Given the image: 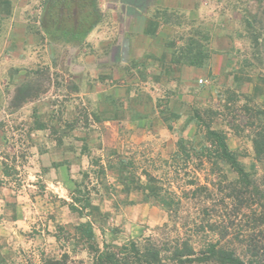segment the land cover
<instances>
[{"label":"rangeland","instance_id":"1","mask_svg":"<svg viewBox=\"0 0 264 264\" xmlns=\"http://www.w3.org/2000/svg\"><path fill=\"white\" fill-rule=\"evenodd\" d=\"M203 2L207 12L196 20L195 15H163L183 35L180 42L169 43L172 58L193 47L206 57L216 55L217 66L224 64L219 56L226 54V73L237 75V82L229 87H222L212 77L203 84L198 82V87L188 89L196 103L188 101L184 109L165 104L171 94L157 87V110L150 125L120 127L116 148H105L101 143V130L95 124L100 120L99 106L79 96L75 78L79 69L73 67L79 63L68 66V47H64L59 61L24 63L5 61L4 47H0V187L5 186L14 192L12 198L20 196V201L33 207L26 213L37 220L26 221L14 236L8 231L0 243V264H45L49 260L94 264L91 245L103 251L107 246L116 250L130 242L162 251L160 264H180L174 259L175 248L189 245L199 257L217 239L215 233H205L200 226L204 208L215 209L214 215L232 217L231 237L248 231L251 212L242 211L237 216L233 213L239 204L236 195L226 199L233 188L228 185L237 180V174L217 159H213L217 166L201 162L199 152L208 146L204 140L207 126L224 132L230 151L264 193V162L255 159L254 132L246 127L247 114L242 110L247 97L252 98V105L264 107V98L253 97L242 89L245 84L264 85V0ZM39 7L34 3L27 10L29 25L39 19L35 13L38 10L40 15ZM48 7L41 18L47 39L75 42L76 36L71 34L75 21L68 20L69 13H64L66 20L57 31L56 3ZM69 12L70 17L77 18V13ZM209 27H213V35L219 32L221 48L227 52L211 49L213 35ZM8 69L13 74L10 81L4 74ZM230 91L239 97L235 102L229 100L234 98ZM22 95L30 96L29 100L24 103ZM195 111L200 121L195 119ZM41 124L45 128L35 130ZM181 138L189 149H195L191 159L178 148ZM98 159L106 174L86 179L95 210L92 218L81 219L69 209L71 193L85 172L96 169L92 164ZM122 166H126L122 175L128 179L126 182L134 178L137 182L130 185L134 188L130 191H126L120 175ZM6 169L10 170L9 176L4 175ZM192 181L207 185L212 198L206 194L192 197L190 193L196 189ZM148 187L158 190L159 196L146 190ZM261 196H256L252 208L258 213L264 204ZM161 200L171 202L173 207L180 202L181 206L176 211L165 207ZM89 220L95 234L92 242H86L77 231L78 225ZM259 231L264 232V226ZM235 247L240 253L244 250L239 244Z\"/></svg>","mask_w":264,"mask_h":264},{"label":"crops","instance_id":"2","mask_svg":"<svg viewBox=\"0 0 264 264\" xmlns=\"http://www.w3.org/2000/svg\"><path fill=\"white\" fill-rule=\"evenodd\" d=\"M34 3L39 4L40 15L35 10L39 19L29 25L27 10ZM52 3L58 11L57 31L66 20L65 12L69 13L68 20L75 21L70 31L76 36L75 42L47 39L41 18ZM204 5L203 0H0V47H4L5 61L18 63L59 61L64 47H68V66L79 63L73 66L79 69L75 75L79 96L99 106L100 120L95 124L101 130V143L105 148H116L120 127L150 125L157 110V87L171 94L165 104L184 109L188 101L196 103L188 89L198 87L200 80L208 82L212 77L222 87L237 82V75L226 73V54L219 56L224 64L216 66L218 59L213 55L202 68L171 61L169 43L180 42L183 35L163 15H195L196 20L207 12ZM70 10L77 13V18L70 17ZM212 28L208 30L213 35ZM211 46L215 52H227L221 48L219 32L212 36ZM9 70L4 71L8 81L13 76ZM242 89L253 97L264 98V85L245 84ZM13 193L0 187V243L8 231L14 236L26 221L37 222L36 217L26 213L31 206L20 201V196L12 198Z\"/></svg>","mask_w":264,"mask_h":264},{"label":"trees","instance_id":"3","mask_svg":"<svg viewBox=\"0 0 264 264\" xmlns=\"http://www.w3.org/2000/svg\"><path fill=\"white\" fill-rule=\"evenodd\" d=\"M208 59L209 57L202 55L201 51H198V49L195 51L193 47H191L179 57L172 58L171 61L172 63L202 68L206 65ZM229 94H233L234 96V98L229 99L230 102H235L237 98H239L238 95H236V92L233 93L230 91ZM22 96L24 103L29 100L28 97L30 96ZM252 103V98L247 97L242 110L247 114L248 121L246 127L251 128L254 132L252 143L255 152V159L257 162H264V107H257L252 105ZM194 117L198 121L201 120L198 111H195ZM44 128L45 126L41 124L38 125L35 130H43ZM226 139L227 137L224 132L213 130L210 126H207L204 140L208 146L204 147L201 152H199V156L202 158L200 160L201 162H211V164L217 166L216 162L213 163V159H217L233 169L238 178L235 182L228 185L229 189H231V187L233 188L231 189L232 192L227 195L226 199L233 198L236 195L239 204L233 213L238 216L242 211L251 212L249 214L253 215L252 221L250 222L252 224L248 225V231H239L234 237H231L232 217L229 215L227 217L214 215V212H216L215 209L204 208L202 211L204 221H201L200 226L205 233H215L214 235L217 239L208 244L207 247L200 252L199 257H195V251L189 245H184L182 249L175 248L173 254L174 259L180 264L193 262L213 264H264V232L259 231V229L264 226V204L261 205V207L259 206V213L257 210L252 209L255 205L256 196L262 195L261 197L264 198V193L260 192L259 187L253 180L252 176L244 170L237 155L230 151ZM178 148L186 154L188 159H191L192 153L195 152V149H189L187 147V141L183 138L180 139ZM83 151H87V146L83 148ZM100 162V159L93 162L92 166L96 169L85 172L83 174L84 179L81 182L76 183V187L71 193V203L68 205L69 209L81 219H90L94 214L95 207L91 202L92 192L88 189V185H86L85 181L86 179L90 180V175L97 174L101 177L106 174V168L100 165ZM55 167H57V165H55ZM124 169H126V166L121 167L120 175L122 180L125 181L124 186L126 191H130L134 189L130 188V185H135L137 182L135 181V178L126 182L128 179L122 177ZM4 175L9 176L10 170L6 169ZM143 175L149 178L148 173H143ZM133 177H135L134 174ZM149 182L153 183L154 181L149 179ZM190 184L195 186L196 182L192 181ZM146 190L156 193V196H159L158 190H154L152 187L151 189L148 187ZM190 194L192 197L206 194L209 198H212V191L207 185H196V189L191 191ZM161 201L165 207H173L171 202ZM223 204H225V201H223ZM179 206H181L180 202L176 203L173 208L177 211ZM77 231L81 238L86 242H92L94 240L95 234L93 224L90 220L78 225ZM230 238L231 244L229 242ZM235 244H239L244 250L240 253L236 247L234 248ZM91 250L95 253L94 264H160L162 260V251L157 250L151 245L149 247L144 246L141 248L136 242H130L122 247H118L116 250L110 249L107 246L103 251L96 249L91 245ZM45 264L67 263L64 260H49Z\"/></svg>","mask_w":264,"mask_h":264},{"label":"built area","instance_id":"4","mask_svg":"<svg viewBox=\"0 0 264 264\" xmlns=\"http://www.w3.org/2000/svg\"><path fill=\"white\" fill-rule=\"evenodd\" d=\"M203 83H204V81H203V80H200V81H199V84H203Z\"/></svg>","mask_w":264,"mask_h":264}]
</instances>
